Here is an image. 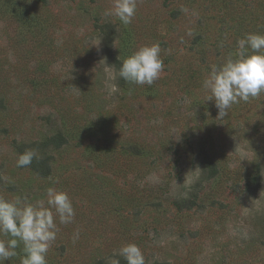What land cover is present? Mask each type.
Segmentation results:
<instances>
[{"label":"rangeland","instance_id":"obj_1","mask_svg":"<svg viewBox=\"0 0 264 264\" xmlns=\"http://www.w3.org/2000/svg\"><path fill=\"white\" fill-rule=\"evenodd\" d=\"M111 6L0 0V195L68 193L75 220H57L48 264H111L126 243L145 264H264V93L220 117L202 87L238 39L264 33V0H137L126 26ZM152 43L159 79H120ZM58 132L66 144L41 145ZM27 149L49 175L17 166Z\"/></svg>","mask_w":264,"mask_h":264},{"label":"clouds","instance_id":"obj_2","mask_svg":"<svg viewBox=\"0 0 264 264\" xmlns=\"http://www.w3.org/2000/svg\"><path fill=\"white\" fill-rule=\"evenodd\" d=\"M136 10L137 0H112V6L103 15L126 26L131 24ZM160 53L159 43L143 45L120 61L116 75L128 83L151 86L164 70ZM202 87L210 93L205 101H214L220 117L227 115L233 104L264 93V33L250 32L238 39L235 54L230 53L221 63L211 65ZM111 91H117L115 84ZM33 159H39L38 153L27 149L18 155L16 163L18 167H26ZM57 220L61 225L75 220V209L66 191L50 186L44 197L35 201L26 195L11 199L0 195V264L17 257L18 248L23 253L21 264H48L47 253L59 231ZM79 236V230L74 231L73 240ZM118 257L126 264H145L143 252L135 243H126L114 252L111 264H120Z\"/></svg>","mask_w":264,"mask_h":264},{"label":"trees","instance_id":"obj_3","mask_svg":"<svg viewBox=\"0 0 264 264\" xmlns=\"http://www.w3.org/2000/svg\"><path fill=\"white\" fill-rule=\"evenodd\" d=\"M64 144H66V139L63 136V134L61 132L56 133L55 135L51 136L50 138H48L45 142H43L41 145L49 148V147H55V148H59L61 146H63ZM31 167L40 175L42 176H47L50 174L51 172V166L48 162V160L46 159H37L34 160L31 164ZM259 175V174H258ZM257 178L255 177L254 179H251L252 182H257Z\"/></svg>","mask_w":264,"mask_h":264}]
</instances>
